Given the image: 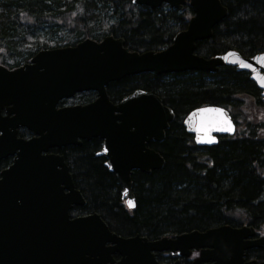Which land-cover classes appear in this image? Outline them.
Wrapping results in <instances>:
<instances>
[{
  "label": "water",
  "instance_id": "water-1",
  "mask_svg": "<svg viewBox=\"0 0 264 264\" xmlns=\"http://www.w3.org/2000/svg\"><path fill=\"white\" fill-rule=\"evenodd\" d=\"M133 2L180 10L189 3L194 15L172 44L157 52L131 51L123 38L109 35L101 41L86 38L75 46L42 49L14 69L0 65V161L13 157L0 173V264H165L157 253L181 256L192 249L200 250L194 264H264L246 260L248 250L264 245V235L255 238L253 226L221 225L150 240L139 234L118 235L98 213L71 217V210L84 205L85 198L64 156L52 150L101 139L97 155L105 157V166L116 174L130 209L136 206L134 171L150 173L165 164L149 143L165 138L175 119L173 109L142 89L115 104L107 93L110 83L145 72H216L230 65L250 74L264 101V52L244 56L229 50L209 59L195 53L197 42L211 38L213 28L227 16L221 0ZM87 91L96 92L97 98L58 107L60 101ZM202 108L222 112L210 114L217 122L206 137L198 138ZM183 124L198 146L214 145L219 136L236 132L229 111L217 105L191 110ZM20 128L32 137H18Z\"/></svg>",
  "mask_w": 264,
  "mask_h": 264
},
{
  "label": "trees",
  "instance_id": "trees-1",
  "mask_svg": "<svg viewBox=\"0 0 264 264\" xmlns=\"http://www.w3.org/2000/svg\"><path fill=\"white\" fill-rule=\"evenodd\" d=\"M226 18L212 37L197 42L195 53L207 59L229 50L244 56L264 52V0H221ZM193 9L166 4L152 9L133 0H0V65L14 69L42 49L75 46L86 38H123L131 51H160L185 30ZM137 89L158 95L173 109L175 119L161 142L149 146L165 159L150 173L132 175L136 206L127 207L116 174L98 156L102 140H83L55 152L64 156L76 188L85 198L75 216L98 213L118 235L158 239L221 225H250L264 232V101L250 74L235 66L216 72L191 70L127 76L107 87L111 101ZM96 92L76 95L85 104ZM217 105L227 109L236 125L233 136L198 146L184 117L193 109ZM19 136L30 133L22 128ZM10 160L0 161V172ZM247 259H264V245L246 252ZM176 257L160 255L172 263Z\"/></svg>",
  "mask_w": 264,
  "mask_h": 264
},
{
  "label": "flooded vegetation",
  "instance_id": "flooded-vegetation-1",
  "mask_svg": "<svg viewBox=\"0 0 264 264\" xmlns=\"http://www.w3.org/2000/svg\"><path fill=\"white\" fill-rule=\"evenodd\" d=\"M77 94H80V93H77ZM76 96V95H75ZM72 100H73V98L72 99H65V100H62V101H60L59 103H58V107H64V106H68V105H71V104H73V103H71L72 102ZM122 100V99H121ZM121 100H119V101H112L113 103H118V102H120ZM93 101V100H92ZM87 103H89V102H87ZM87 103H85V104H87ZM74 104H78V103H74ZM29 132V131H28ZM30 133V132H29ZM18 137H21V136H19V134H18ZM32 137V135H31V133L27 136V137H21V138H25V139H29V138H31ZM56 150H59V149H54L53 151H56ZM3 160H10V163H9V165L12 163V161H13V157H8V158H5V159H3ZM2 161V160H1ZM8 165V166H9ZM7 166V167H8ZM6 167V168H7ZM5 169V168H4ZM3 169V170H4ZM1 173V172H0ZM75 207H77V206H75ZM74 207V208H75ZM73 208V209H74ZM72 217H76L75 215H72ZM160 255H162V256H164V257H166V258H168V257H176V259H175V261L174 262H172V263H167V262H163V261H160V262H163V263H165V264H173V263H175L176 261H179L180 262V264H194V261H195V259L196 258H198L199 257V255H200V250H194V249H192L191 251H190V253H189V255H181V256H179V255H176V254H171V253H169V252H163V253H157L156 254V258L158 259V257L160 256ZM114 258H115V260H118L119 258H120V256L118 255V254H115L114 255ZM246 260H249V259H247L246 258Z\"/></svg>",
  "mask_w": 264,
  "mask_h": 264
},
{
  "label": "snow or ice",
  "instance_id": "snow-or-ice-1",
  "mask_svg": "<svg viewBox=\"0 0 264 264\" xmlns=\"http://www.w3.org/2000/svg\"><path fill=\"white\" fill-rule=\"evenodd\" d=\"M200 115V122L199 125L196 127V131L198 133H201L202 136L198 137V138H202V137H206L208 132L210 131L211 127L217 122L215 120V118L213 116H211L210 114L212 113H221L222 110L221 109H215V108H202L198 110ZM229 131H231V126L229 125L228 128ZM210 139H214V138H210ZM107 150V149H105ZM132 202L129 201V204H131Z\"/></svg>",
  "mask_w": 264,
  "mask_h": 264
},
{
  "label": "rangeland",
  "instance_id": "rangeland-1",
  "mask_svg": "<svg viewBox=\"0 0 264 264\" xmlns=\"http://www.w3.org/2000/svg\"><path fill=\"white\" fill-rule=\"evenodd\" d=\"M262 234H264V232H261Z\"/></svg>",
  "mask_w": 264,
  "mask_h": 264
}]
</instances>
